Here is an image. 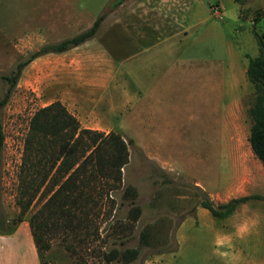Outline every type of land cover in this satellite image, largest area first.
I'll use <instances>...</instances> for the list:
<instances>
[{"label": "rangeland", "instance_id": "rangeland-1", "mask_svg": "<svg viewBox=\"0 0 264 264\" xmlns=\"http://www.w3.org/2000/svg\"><path fill=\"white\" fill-rule=\"evenodd\" d=\"M32 1L0 0V98L9 86L3 77L12 74L18 63L28 59L32 52L44 45L34 37L37 30L3 28L7 24L13 26L24 22L30 12L35 17V9H31ZM77 1L83 5L86 0ZM102 1L90 0V8L96 9L97 3ZM212 4L221 7L222 19L211 11ZM199 5L204 18L202 16L196 20L186 36L185 44L176 43L175 46L179 48L176 55L184 58L185 69L201 74V80L199 75L187 76V87L200 84L202 92L186 91L185 99L180 100V105L185 107V116L181 113L178 119L180 123L173 121L174 103L169 100L172 103L168 104L170 124L166 139H126L129 160L122 168L119 187L109 191L105 186L96 184L91 194L93 200L89 203L87 228L75 237L66 235L64 239L60 231L52 235L47 252L51 264H106L102 253L112 247L139 249L138 257L128 264H203L210 256L211 248L209 245L207 248L205 233L198 232L195 235L190 232L180 245L176 239V227L184 211L192 210L202 199L209 198L206 191L194 186V177L206 178L210 173L215 174V166L218 173L223 175L231 171V163L226 162V158L198 157L200 153L210 154L224 146L219 143L217 147L216 141L198 140L197 136L201 134L207 137L215 132H225L223 123L238 105L234 125L227 129L243 136V141L239 139L235 142L237 146L245 147V137L251 125L248 107L253 100V88L241 68L243 65L246 67L249 57L258 55L253 28L259 34L264 32V0H245L241 5L234 0H200ZM66 33L69 32H62V38L67 36ZM109 47L112 49L114 45L110 44ZM113 49L116 50V47ZM125 50L120 51L123 56L128 53ZM31 61L22 68L7 103L0 109L4 132L0 161V219L4 221L16 220L19 212L16 204L18 171L29 119L38 108L47 105L48 98L54 95L43 91L39 83L41 72H32L34 67L28 68ZM133 62L134 58L125 59L123 68L133 67ZM231 68L235 71L233 78L229 77ZM209 71L211 77L215 75L214 71L218 74L217 92H210L208 87L206 91L205 82H202L209 79L205 76V72ZM44 89L47 90L45 86ZM82 89L79 90L82 92ZM94 97L97 98L96 95ZM215 99L218 101L217 108L211 105ZM113 122L116 124L113 131L120 135L117 125L133 133L123 118L117 117ZM220 183L218 179V187L222 185ZM128 185L136 190L134 200L124 196V189ZM44 200L38 197L34 199L16 229L18 227L31 234L27 218ZM134 205L139 207L136 220L129 215ZM144 230L149 233L147 245L140 241Z\"/></svg>", "mask_w": 264, "mask_h": 264}, {"label": "crops", "instance_id": "crops-1", "mask_svg": "<svg viewBox=\"0 0 264 264\" xmlns=\"http://www.w3.org/2000/svg\"><path fill=\"white\" fill-rule=\"evenodd\" d=\"M89 1L81 5L77 0H33L31 9H35V17L30 12L24 22L3 28L37 30L34 37L41 44H48L90 28L103 15L91 37L64 51L42 54L28 68L41 72L39 83L43 91L54 94L48 98L49 103L59 100L81 127L108 133L116 129L113 119L121 117L134 135L117 125L125 141L166 139L170 124L168 104L174 103L173 121L180 123V114L185 116L180 100L185 99L186 91L203 90L200 84L187 87V76L199 75L201 80V74L185 69L184 58L176 55L179 48L175 46L185 44L196 20L204 18L200 0H103L96 9L90 8ZM63 31L69 32L64 38ZM124 49L128 51L125 56L120 52ZM127 58H134L133 67L123 68ZM246 67L241 68L245 75ZM214 73L211 77V71L205 72L209 77L202 81L206 91L208 87L210 92H217L218 74ZM234 75L231 68L229 77ZM211 105L217 108L218 101L215 99ZM236 110H231L223 123L225 132L197 136L198 140L216 141L217 147L219 143L224 146L198 157H221L231 163L228 174L218 173L215 166V174L194 177V186L206 191L215 204L248 195L264 197V165L251 149L250 127L244 148L235 142L243 141V136L227 129L234 125ZM190 232L205 233L211 254L203 264H264V199L240 203L223 218L213 216L197 203L192 210L184 211L178 221L176 239L180 245ZM30 235L18 227L11 234H0V264H40Z\"/></svg>", "mask_w": 264, "mask_h": 264}, {"label": "trees", "instance_id": "trees-1", "mask_svg": "<svg viewBox=\"0 0 264 264\" xmlns=\"http://www.w3.org/2000/svg\"><path fill=\"white\" fill-rule=\"evenodd\" d=\"M234 1L241 5L245 0ZM101 19L102 16H98L90 28L72 37L42 45L28 59L18 63L12 74L3 77L9 86L0 98V109L7 103L22 68L28 62L39 55L61 52L82 43L96 32ZM253 33L257 39L258 55L249 57L246 67V75L253 88V100L248 107L251 120L248 140L254 154L264 165V32L259 34L253 28ZM3 146L4 132L0 119V161ZM22 152L16 193L18 216L11 221L0 219V234L13 233L34 199L45 198L27 221L39 263L51 264L47 259L51 236L60 231L64 239L66 235L75 237L87 228L89 203L93 200L91 194L96 184L105 186L109 191L119 187L122 168L129 160L128 144L115 131L104 133L82 128L77 118L55 100L38 108L30 117ZM124 196L134 200L135 188L126 186ZM251 199L264 197L248 195L218 204L204 198L200 204L213 216L223 218L238 204ZM129 215L136 220L139 207L132 206ZM148 238L149 233L144 230L140 236L141 243L147 245ZM138 254L139 249L135 247H112L102 253V259L106 264H128Z\"/></svg>", "mask_w": 264, "mask_h": 264}, {"label": "built area", "instance_id": "built-area-1", "mask_svg": "<svg viewBox=\"0 0 264 264\" xmlns=\"http://www.w3.org/2000/svg\"><path fill=\"white\" fill-rule=\"evenodd\" d=\"M220 8H221V7H219V5H217V4H212V5L210 6L211 11H213V13H214L216 16H218L219 19H222V11H221Z\"/></svg>", "mask_w": 264, "mask_h": 264}]
</instances>
